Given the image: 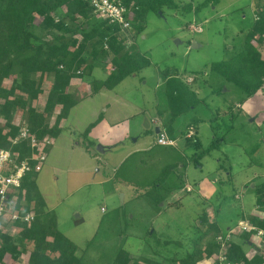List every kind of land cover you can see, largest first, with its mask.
I'll return each mask as SVG.
<instances>
[{"label": "rangeland", "instance_id": "374dc122", "mask_svg": "<svg viewBox=\"0 0 264 264\" xmlns=\"http://www.w3.org/2000/svg\"><path fill=\"white\" fill-rule=\"evenodd\" d=\"M173 1L178 9L162 6L157 12L148 11L133 26V37L126 47L143 53L150 64L115 88L93 95V86L109 71L111 55H87L92 70L85 68L82 74L77 71L70 79L69 90L78 100L85 94L92 95L71 109L61 132L52 138L45 164L37 175V192L43 200V212L37 220L54 222L75 244L76 256L85 264H113L120 247L129 251L133 263L174 253L182 256L185 243L194 248L215 237L208 225L213 221L221 233L232 229L238 239L249 241V247V243L243 246L248 257L252 255L251 244L258 239L238 223L242 222L243 227L253 216L250 210L258 209L257 188L264 182V168L260 166H264V78L261 89L247 96L225 81L212 65L242 50L243 39L256 13L264 8V0ZM204 1L207 4L201 5ZM185 3L201 6L196 11H181ZM94 17L88 18L84 28L96 23ZM39 21L35 15L34 23ZM32 31L34 45L53 42V35L58 34L36 26ZM82 35L79 31L67 33V37L79 40ZM18 61L15 56L13 72L2 79L7 89L19 81L14 75ZM162 72L177 75L188 84L198 99L194 108L203 107L200 116L209 117L217 110L218 118L199 122L202 149L213 140L215 127L224 131V140L197 159L198 165L191 157L202 149L192 145L194 142L179 148V138L188 137L189 132L176 135V146L156 142L155 124L163 127L165 118L160 117V122L150 118L154 108L159 116L167 110ZM34 76L38 78L39 74ZM52 77L43 75L42 93L36 99L14 90L13 97H24L26 106L12 109L13 123L27 124L28 105L42 111ZM220 86L223 87L217 92ZM236 102L240 103V120L232 123L226 120V114L239 110ZM59 111L60 106H56L47 115L49 125ZM99 116L91 133L84 137L85 128ZM185 121L189 122V118ZM4 124L5 119L0 117V126ZM184 124L182 121L181 128ZM178 161V167L170 166ZM255 170H259L258 175L242 180ZM16 196L20 210L27 206L38 208L35 194ZM202 215L206 221L201 220ZM5 231L12 235L20 251L14 262L8 253L5 264H26L34 248L32 242L15 227Z\"/></svg>", "mask_w": 264, "mask_h": 264}, {"label": "trees", "instance_id": "16d2710c", "mask_svg": "<svg viewBox=\"0 0 264 264\" xmlns=\"http://www.w3.org/2000/svg\"><path fill=\"white\" fill-rule=\"evenodd\" d=\"M122 1L132 8L133 26L141 21L148 11L157 12L162 6L179 8L173 0ZM206 4L204 1L201 5ZM201 5L193 6L191 3H185L180 9L181 11H196ZM256 14L257 17L250 27V32L243 39L242 50L229 59L215 62L212 65L225 81L233 84L247 96L261 89L264 78V8ZM35 15L40 17L37 25L34 23ZM90 16L94 17V12L88 0H0V117L5 119V124L0 126V149L16 153L18 160L28 158L32 148L25 139L14 142L19 126L11 120L12 109L26 106L24 97H13L15 89L27 94L31 99H36L42 93L43 75L48 73L53 76L42 111L28 105L25 119L29 131L38 139L46 135L55 139L61 132L60 121L67 117L71 107L78 102L76 96L69 90L71 77L76 76L77 71H79L78 74H82L83 69L87 68L90 72L93 68L87 63L88 54L93 58L99 52H108L111 55L109 71L106 72L103 80L93 86V92L100 89H112L126 77L137 74L150 64L149 58L143 53L133 47H126L122 34L115 24H110L96 16L94 17L97 20L96 23L90 28L89 26L84 28ZM33 26L45 31H58V34L53 35L55 38L53 42L34 45ZM74 31L83 33L81 40L78 37H67V33ZM89 41L90 47L88 46ZM105 43L106 47H104ZM15 56L19 58V61L14 75L19 78V81L7 89L2 85V79L13 72ZM35 73L39 74L38 78L34 76ZM161 77L167 102L165 104L167 117L162 125L168 135L172 136L176 118L194 108L198 104V99L188 84L184 83L179 76L162 72ZM222 87L220 86L217 92H220ZM56 106H60V111L54 123L49 125L47 115L52 114ZM99 119L100 116L85 128L84 137ZM188 127L190 125H186L181 133L186 132ZM219 142L220 139L215 138L205 149L194 153L191 157L194 163L197 164V159L217 147ZM194 144L198 145V141ZM38 173L36 171L27 172L18 192L19 198L21 193H25L26 196L33 193L37 196L36 206L38 208L36 210L33 206L32 208L27 206L21 210V213L32 210L34 219L29 223L14 222V227L34 246L26 264H85L76 256L75 244L56 228L54 222L42 223L37 220L38 215L43 212V200L37 192ZM258 188L256 206L264 212V182L260 189ZM201 218L206 221L205 215ZM248 222L258 228H264V218L253 215ZM208 225L215 233V237L206 241L202 246L197 245L192 248L183 257H165L162 261L143 259L140 263H133L129 251L120 247L113 258V264H166L167 261L174 264H196L203 258H211V264H264V248L258 250L252 243L253 253L248 257L243 246L248 245L249 241L247 239L241 241L237 235L235 239L226 241L224 253L226 260L221 262L218 258L220 244L216 241V235L221 231L215 221ZM11 238L12 235L6 231L0 232V264H5V256L8 253L13 262L20 255V251Z\"/></svg>", "mask_w": 264, "mask_h": 264}, {"label": "built area", "instance_id": "2783aa9c", "mask_svg": "<svg viewBox=\"0 0 264 264\" xmlns=\"http://www.w3.org/2000/svg\"><path fill=\"white\" fill-rule=\"evenodd\" d=\"M88 1L94 14L110 24H115L122 34L123 43L126 46L129 45L128 43L131 42L133 37L132 8L125 5L122 0ZM197 30H200V28ZM104 47H106V43ZM188 79L193 80L191 77H188ZM18 126L19 132L14 142L25 139L27 144L32 148V152L28 158L18 160L16 153L7 149H0V232H5L6 228L11 229L14 227L15 221L29 223L34 219L33 211L21 213V210L17 207L16 195H18L24 175L30 171L39 172L43 168L49 149L53 144L51 136L46 135L38 139L35 134L29 131L26 123ZM188 132L189 134L187 135L190 137L193 131L190 128ZM156 142L160 145L176 146L177 139L161 129L157 133ZM28 160L33 162H29ZM261 218H264V214L261 215ZM238 226L251 230L254 237L258 238L255 244L258 247H261V244L264 246V228H258L248 221H246L243 227L242 222H239ZM233 232L230 229L226 233L216 235V241L220 244L218 258L221 262L226 260L224 254L225 243L235 237Z\"/></svg>", "mask_w": 264, "mask_h": 264}, {"label": "crops", "instance_id": "0c3cea01", "mask_svg": "<svg viewBox=\"0 0 264 264\" xmlns=\"http://www.w3.org/2000/svg\"><path fill=\"white\" fill-rule=\"evenodd\" d=\"M94 70H95V68H94ZM97 70V69H96ZM99 73L102 75V73L99 71ZM124 80V79H123ZM120 83V82H119ZM118 83V84H119ZM117 84V85H118ZM160 84H161V81H160ZM50 86H51V84H49ZM116 87V86H115ZM114 87V88H115ZM50 88V87H49ZM113 89V88H112ZM102 90H104V89H100V90H98L97 92H93V95H94V93L96 94V93H99V92H102ZM108 90V89H107ZM92 95V94H91ZM90 94L89 95H87V94H85V96H82V98H80L79 100H78V102L75 104V105H78L81 101H83L85 98H87V97H89V96H91ZM74 105V106H75ZM235 105H237V106H239V110L235 113L234 111H233V113H231L230 115H228L227 116V114H226V120L227 121H231L232 123H234V121H236L237 119H239V116H240V103H238V102H236L235 103ZM73 106V107H74ZM73 107H71V109L73 108ZM201 108H203V107H201V105H199L198 107H196V108H192V109H190L189 111H187V112H185V113H183V114H181V115H179L177 118H176V120H175V122H174V124H173V126H174V129H173V135L172 136H174V138H176V139H178L179 137H177L176 135L178 134H180L181 136H183L184 134L183 133H181V131L184 129L185 130V127H186V125H190V127H188V130L186 131V132H184L185 134L188 132V131H190V128L192 129V131H193V136H191V137H185V135L183 136L184 137V139H181V138H179L181 141H180V143H179V145H180V147L179 148H181V149H184V147L186 148V147H188L189 145H191V143L192 142H197L198 141V145H195V144H192V145H195V146H197L198 147V149H202L203 147V141H202V133H200V123L199 122H202V121H206V122H211L212 121V119L213 118H218V116L216 115V112H217V110L216 111H214V112H211L210 113V115H209V117H202V116H200L199 115V112H201ZM71 109H70V111H71ZM70 111H69V113H70ZM154 113L152 114V118H150L151 119V121L152 122H154V121H159L160 122V117L161 118H166V115H167V112H163V116H159L158 114H157V110H156V108H154ZM219 111V110H218ZM69 113H68V115H67V117L66 118H64V119H62V121H61V123H60V127H61V130H62V128L64 127V125H65V123L67 122L66 120H68V116H69ZM242 113V112H241ZM180 116H182V117H180ZM227 117H229V119H227ZM186 118H189V122L187 121V123H186ZM192 119H193V121H192ZM240 120V119H239ZM182 121L185 123L184 124V126L181 128V123H182ZM155 126L156 127H158L159 128V130H161V129H163V127H161V126H158L157 124H155ZM163 130H165V129H163ZM89 133H91V132H89ZM223 133H224V131H221L220 130V128H217V127H215L213 130H212V134H213V136L211 137V140L212 139H215V138H219L220 139V142H223V137H222V135H223ZM183 134V135H182ZM224 136V135H223ZM178 139V140H179ZM211 140H209V142L211 141ZM208 142V143H209ZM194 152H192V154H193ZM186 156V155H185ZM187 157V156H186ZM180 163V161H178V162H173L170 166H172L173 168L176 166V167H178V164ZM242 164H244V163H242ZM246 165H249V167L251 166V164L250 163H248V162H246L245 163ZM184 166V165H183ZM262 168H264V166H263V164L261 163V165H260ZM250 170L249 169H247V172H249ZM258 171L259 170H255L251 175L250 174H246V172L244 173V174H246V177H244V178H242V180L244 181L245 179H248V178H251V177H255V175H258L259 173H258ZM264 175V174H263ZM242 189H243V186L241 187ZM250 214L251 215H254V216H258V217H260L261 218V215L262 214H264V212L263 211H261V210H259V209H257V208H255V207H253L251 210H250ZM153 232V231H152ZM193 241V240H192ZM259 244V243H258ZM192 245L191 244H189V247H186V243H185V245H184V252L182 253L183 255L181 256L179 253H174V254H172V255H162V258H158L157 257V259H154V260H156V261H161V260H163L165 257H177V258H180V257H183V256H185L187 253H189L191 250H192V247H191ZM250 246V245H249ZM248 246V247H249ZM254 246L256 247V249H260V247H258L256 244H254ZM250 251L253 253V249H250ZM250 251H247V252H249L250 253ZM155 257V256H154ZM211 262H212V259L211 258H203V259H201L200 261H198L196 264H211Z\"/></svg>", "mask_w": 264, "mask_h": 264}, {"label": "water", "instance_id": "95a60500", "mask_svg": "<svg viewBox=\"0 0 264 264\" xmlns=\"http://www.w3.org/2000/svg\"><path fill=\"white\" fill-rule=\"evenodd\" d=\"M86 26V24H84V27ZM145 124H146V127H148L149 126V123L147 122V119H145ZM155 131H156V133H158V131H159V128L158 127H156L155 128Z\"/></svg>", "mask_w": 264, "mask_h": 264}]
</instances>
